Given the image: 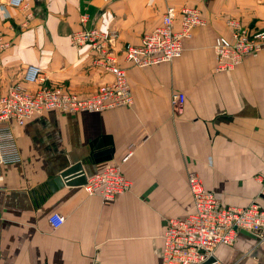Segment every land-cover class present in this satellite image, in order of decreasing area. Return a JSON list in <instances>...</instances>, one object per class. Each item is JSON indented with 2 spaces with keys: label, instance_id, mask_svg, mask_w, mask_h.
Masks as SVG:
<instances>
[{
  "label": "crops",
  "instance_id": "crops-1",
  "mask_svg": "<svg viewBox=\"0 0 264 264\" xmlns=\"http://www.w3.org/2000/svg\"><path fill=\"white\" fill-rule=\"evenodd\" d=\"M9 1L0 0V36L9 43L0 50V94L26 85L29 65L43 69L45 85L83 98L111 81L89 45L71 43L87 13L115 34L113 52L135 104L97 113L52 110L14 127L23 159L0 169V264H161L168 219L195 209L190 170L224 205L257 199L264 206V50L227 72L215 70L213 51L215 38L230 34L229 19L264 29V0H25L22 8ZM170 5L198 7L206 25L175 61L130 65L126 45L139 44ZM175 92L186 95L181 108ZM130 150L122 167L134 186L115 200L88 195L83 185L32 195L71 163L91 158L84 164L90 176ZM55 212L65 216L58 228L50 222ZM213 257L264 264V232L240 229L234 245H220Z\"/></svg>",
  "mask_w": 264,
  "mask_h": 264
},
{
  "label": "built area",
  "instance_id": "built-area-1",
  "mask_svg": "<svg viewBox=\"0 0 264 264\" xmlns=\"http://www.w3.org/2000/svg\"><path fill=\"white\" fill-rule=\"evenodd\" d=\"M9 3L17 8L27 7L25 0H10ZM80 23L81 27L70 36L71 43L75 46L89 45L96 53L95 66L111 73L113 79L101 84L91 96L83 98L68 89L45 85L47 77L43 69L38 65H29L23 77L28 86L18 82L0 94V169L22 162L14 127L24 126L36 115L52 110L97 113L135 104L127 70L118 63L113 52L115 34L94 25L91 14L83 13ZM206 23L198 7L177 8L170 5L160 24L144 34L139 44L126 45L125 60L140 68L171 63L183 55L185 41L192 37L193 31ZM227 24L230 34L218 35L213 43L217 72L232 71L247 55L264 50V29L252 31L237 19H229ZM8 46L9 43L0 36V50ZM172 101L181 108L186 95L175 92ZM133 151L88 176L87 183L83 185L86 193L100 196L108 202L131 190L133 181L126 175L122 164L130 159ZM188 184L195 209L184 217L168 219L163 235L161 264H223L217 260L208 261L220 245H234L240 229L264 232V206L259 200L254 199L244 207L224 205L213 191L205 187L194 170L188 171ZM64 221L65 216L59 212L50 216L55 228L63 225Z\"/></svg>",
  "mask_w": 264,
  "mask_h": 264
},
{
  "label": "water",
  "instance_id": "water-1",
  "mask_svg": "<svg viewBox=\"0 0 264 264\" xmlns=\"http://www.w3.org/2000/svg\"><path fill=\"white\" fill-rule=\"evenodd\" d=\"M91 158H87L81 161H77L75 163H71L65 169L60 171L57 175H54L51 179L45 181L37 188L32 189V195L35 200L39 198L37 196L38 190L39 194H43L42 198H46L51 193L57 191L59 188L67 185V186H81L87 183V172L84 169V164L88 161H91ZM38 194V195H39ZM41 196V195H40ZM40 200V199H39ZM216 259L212 257L209 259V263L214 262Z\"/></svg>",
  "mask_w": 264,
  "mask_h": 264
}]
</instances>
